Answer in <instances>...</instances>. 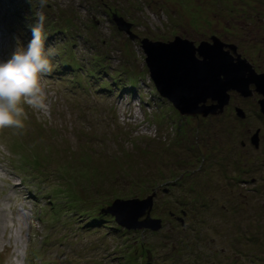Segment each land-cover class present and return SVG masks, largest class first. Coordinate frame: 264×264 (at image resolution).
Wrapping results in <instances>:
<instances>
[{
  "label": "rangeland",
  "instance_id": "rangeland-1",
  "mask_svg": "<svg viewBox=\"0 0 264 264\" xmlns=\"http://www.w3.org/2000/svg\"><path fill=\"white\" fill-rule=\"evenodd\" d=\"M36 12L53 71L41 78L46 109L25 105L24 127L0 130V264H264V121H248L261 147L226 158L224 137L207 140L159 95L140 44L214 30L262 59L264 0H0V62L17 37L27 46ZM231 112L220 124L244 130ZM172 181L154 196L158 230L100 213Z\"/></svg>",
  "mask_w": 264,
  "mask_h": 264
},
{
  "label": "water",
  "instance_id": "water-1",
  "mask_svg": "<svg viewBox=\"0 0 264 264\" xmlns=\"http://www.w3.org/2000/svg\"><path fill=\"white\" fill-rule=\"evenodd\" d=\"M114 18L119 28L129 30V23L117 15ZM140 44L157 92L181 113L223 111L229 101V92L248 96L250 83L264 94V73L257 74L245 58L235 63L223 46L233 50L236 46L225 44L217 37L211 45L201 42L195 46L179 36L168 42L144 37ZM196 50L202 59L195 57ZM207 98L213 103L206 105ZM237 111L242 112V109ZM261 111L264 112V102H261ZM155 194L115 198L101 210L112 214L115 221L126 228L158 230L162 218L150 214Z\"/></svg>",
  "mask_w": 264,
  "mask_h": 264
},
{
  "label": "clouds",
  "instance_id": "clouds-1",
  "mask_svg": "<svg viewBox=\"0 0 264 264\" xmlns=\"http://www.w3.org/2000/svg\"><path fill=\"white\" fill-rule=\"evenodd\" d=\"M27 2L32 4V0ZM38 2L43 8L47 0ZM34 16L35 21L28 24L32 38L27 46L17 37L14 51L7 60L0 62V130L23 128L25 105L37 110L46 109L41 78L52 73L49 56L55 53L51 49L45 51V16L41 12Z\"/></svg>",
  "mask_w": 264,
  "mask_h": 264
},
{
  "label": "flooded vegetation",
  "instance_id": "flooded-vegetation-1",
  "mask_svg": "<svg viewBox=\"0 0 264 264\" xmlns=\"http://www.w3.org/2000/svg\"><path fill=\"white\" fill-rule=\"evenodd\" d=\"M209 28L211 27L209 26ZM254 28H256V26H254ZM249 32L257 33V31L255 30L253 31L250 30ZM178 34H179V31L176 32V34L174 35V38L178 36ZM260 34H262V37H258V40H256L255 42L264 44V32H261ZM179 37L193 42L195 46H198L201 42L207 43V45H211L213 41L216 39V37L225 44H234L236 46L235 50H233V48L227 45H224L223 49L231 55V59L235 63L238 62V59L245 58L257 74L264 73V56L262 59L261 57L258 59H254L253 57H248L247 55L244 54V52H242V49L239 44L233 43L232 41L223 40L222 35L220 33H216L214 30L209 34L204 33L203 37L199 39H190V37L185 36L183 34H181ZM164 41H169V40L166 39ZM195 57L197 59H202L201 55L199 54L197 50L195 51ZM247 75H249V73H247L246 76ZM249 89L251 90V94L245 97L240 95L236 91H230L229 101L227 105H225L223 111L208 112L207 114H203L202 112L181 113L174 106L173 107L176 109L175 111H177L181 115H185V116L192 117V118L194 117L196 119L195 130L197 131L201 130V132L205 131V136H207V140L211 138V133L217 134L215 138L224 137L227 140V146H226V158H227L230 155V153H232L234 150L238 148L240 149L244 148L247 151H249L250 148L258 149L259 147H261L262 142H263L262 140L263 131L261 127H259L258 125L255 128V130L252 131L251 127L248 124V121H249V116H251V114L253 113L257 119H262L264 121V112L261 111V102H264V94L260 91H257L256 86L253 83L249 84ZM235 95H238L239 97L246 98V99H253L256 102V105H255L256 108L254 109V111L252 112L247 111L241 108L240 106H234L233 104H231L232 99ZM162 98L168 100L165 97H162ZM212 103L213 101L210 98H207L206 105H210ZM230 106L232 109V112H231L232 114L227 113L228 116L230 117V120L228 123L231 122L234 125L235 122L233 120L231 121V119L233 118L234 120L237 121V123L239 124L241 123L240 125L244 127V130H237V132H234L232 130L228 131L230 124L225 123L224 126L220 124L221 123L220 119L226 116L225 113L226 111H228ZM238 108L242 109V112L237 111ZM236 137H237V140H236ZM172 183H175V181L169 182L170 186L164 185L161 187L160 185H157L156 188H152V189H155L156 191L155 197L158 195V192L160 191V189H162L165 192L166 191L170 192ZM182 213H185V212H182ZM177 219L180 221V223H184V219L182 217H177Z\"/></svg>",
  "mask_w": 264,
  "mask_h": 264
},
{
  "label": "trees",
  "instance_id": "trees-1",
  "mask_svg": "<svg viewBox=\"0 0 264 264\" xmlns=\"http://www.w3.org/2000/svg\"><path fill=\"white\" fill-rule=\"evenodd\" d=\"M190 20L192 21L193 18H191ZM207 24H208V23H207ZM209 26H210V25H209ZM225 29H227V28H224L223 30H225ZM54 191H56V192L58 191V192H59V191H61V190H59V189L56 188ZM56 192H55V193H56ZM139 197H144V196H139ZM108 204H109V203H108ZM108 204H107V205H108ZM153 205H154V203H153ZM102 207H104V206H100L99 209L101 210ZM186 211H187V210H186ZM186 211H185V209H182V212H185V213H186ZM100 213H102V214H104V215L108 214V216H110V217L112 216V217L114 218V216H113L112 214H110L109 212H105V211H102V210H101ZM105 213H106V214H105Z\"/></svg>",
  "mask_w": 264,
  "mask_h": 264
},
{
  "label": "bare ground",
  "instance_id": "bare-ground-1",
  "mask_svg": "<svg viewBox=\"0 0 264 264\" xmlns=\"http://www.w3.org/2000/svg\"><path fill=\"white\" fill-rule=\"evenodd\" d=\"M245 97V96H244Z\"/></svg>",
  "mask_w": 264,
  "mask_h": 264
}]
</instances>
